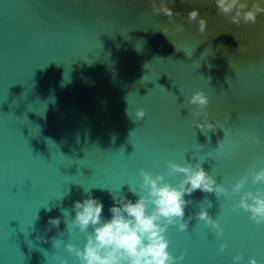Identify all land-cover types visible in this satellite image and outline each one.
<instances>
[{"label": "water", "instance_id": "obj_1", "mask_svg": "<svg viewBox=\"0 0 264 264\" xmlns=\"http://www.w3.org/2000/svg\"><path fill=\"white\" fill-rule=\"evenodd\" d=\"M169 7L182 15L154 14L149 0H0V264H56L55 255L74 264L46 224L59 215L65 229L59 209L82 199L83 185L107 218L112 201L99 187L131 197L126 183L141 167L155 173L168 159H200L226 187L249 165L264 167V14L237 25L212 0ZM191 9L206 19L203 32L188 21ZM197 89L209 97L215 134L192 123L187 98ZM140 106L146 114L136 120ZM245 188L254 190L250 177ZM186 198L188 229L167 230L170 249L185 252L181 264H231L237 251L264 261V225L232 209L238 196ZM201 208L219 219L222 236L197 220ZM63 239L84 241L75 231Z\"/></svg>", "mask_w": 264, "mask_h": 264}, {"label": "clouds", "instance_id": "obj_2", "mask_svg": "<svg viewBox=\"0 0 264 264\" xmlns=\"http://www.w3.org/2000/svg\"><path fill=\"white\" fill-rule=\"evenodd\" d=\"M219 15L227 17L234 24L256 23L257 18L264 14V0H212ZM151 11L154 14H164L170 21L175 16L182 15L174 12L169 5L175 0H149ZM188 21L196 22L200 32L206 27V19L199 15L198 9H191L187 15ZM176 31L184 30L183 24L175 25ZM164 33L167 28L162 29ZM190 105L188 111L193 118L192 123L201 129L206 135L209 131L213 134L217 131V125L208 120L207 106L209 97L202 89H197L187 98ZM129 114V109L127 110ZM145 109L140 106L134 110L136 120L145 117ZM198 118V119H197ZM226 131L224 128H221ZM253 144L261 142L259 136L251 137ZM218 143H220L218 141ZM164 171L146 170L141 167L138 171V179L132 183H126L127 191L132 196H127L121 191V186L107 189L112 203L108 207L110 215H103L104 202L93 195L92 188L83 185L82 199H75L69 207H60L63 214L65 229L59 230L61 216H49L46 229H58L57 236L51 238L55 248H63L75 257L74 264H181L185 258V252L178 255L170 249L171 241L168 237V228L175 226L180 231H186L189 222L193 219L191 213L186 214L185 208L190 203L186 197L199 190L201 192L214 193L220 196H238L236 203L232 204L233 210L241 209L248 214V219L255 225H264V167L258 170L249 165L244 175H241L230 187L224 183H217L216 178L203 167V160H187L179 163L168 159L164 162ZM159 167V164H156ZM177 175L179 178L177 179ZM172 179H169V178ZM254 186L245 188L249 182ZM261 185V186H257ZM71 189L58 199L61 201L69 194ZM134 197V198H133ZM210 206V205H209ZM55 204L45 206L46 211H51ZM71 213V215H70ZM198 221L214 229L216 237L224 233L219 219L213 218L207 208H201L195 213ZM38 219V217H36ZM70 235L75 232L83 234V245L65 242L64 232ZM39 240L45 241L46 237L40 235ZM227 247L225 242L219 244L223 251ZM47 256V252H45ZM56 264H69V261L60 255L53 257ZM231 264H264L255 256H248L244 260L243 252L237 251L231 256Z\"/></svg>", "mask_w": 264, "mask_h": 264}, {"label": "snow or ice", "instance_id": "obj_3", "mask_svg": "<svg viewBox=\"0 0 264 264\" xmlns=\"http://www.w3.org/2000/svg\"><path fill=\"white\" fill-rule=\"evenodd\" d=\"M217 163H219V162L217 161Z\"/></svg>", "mask_w": 264, "mask_h": 264}]
</instances>
